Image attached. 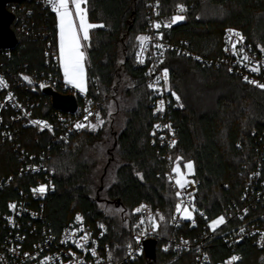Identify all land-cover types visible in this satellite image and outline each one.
<instances>
[{
    "label": "trees",
    "instance_id": "16d2710c",
    "mask_svg": "<svg viewBox=\"0 0 264 264\" xmlns=\"http://www.w3.org/2000/svg\"><path fill=\"white\" fill-rule=\"evenodd\" d=\"M157 1L160 13L168 19L178 4L190 5L184 19L166 30L177 42L185 40L186 47L199 56L194 61L173 53L166 55L165 89L174 104L171 118L177 134L171 150V167L175 163L179 166L188 161L193 163L191 176L200 181L196 205L213 218L222 207L238 199L244 178L258 156L256 140L264 135V90L240 82L214 60L222 54L221 37L226 28L237 30L253 48L264 45V0ZM19 4L31 10L30 24L38 38L21 39L13 27L19 43L10 51L9 58L2 59L11 67L26 64L27 71H38L44 65L46 42L57 48L56 16L33 1ZM84 7L90 23L104 25L91 29L86 43V95L101 102L113 97L121 43L124 52L120 66L132 82V87L123 91V125L115 134L111 149L119 164L104 194L107 203L122 208L126 225H117L112 217L104 214L90 194L91 165L82 152L99 138V130L77 135L75 143L65 152L51 151L55 191L45 202L46 218L55 230L75 215H80L92 227L103 225L105 241L120 261L134 219L133 209L140 202L149 203L164 217L160 221L166 226L174 210L175 192L165 181V174L171 169L162 158L165 148L151 142L155 118L151 113L150 92L145 86L143 71L134 65L136 37L146 26V0H86ZM41 111L46 114L53 109L46 103ZM102 111L101 107L99 117ZM25 133L28 135L26 148L41 139V133L34 129ZM17 166L11 148L0 139V175L14 171ZM214 246L218 251L223 248L219 242ZM243 256L242 264H261L257 251L246 249ZM122 264L192 263L190 256L171 260L160 253L157 244L153 260L143 254L136 261Z\"/></svg>",
    "mask_w": 264,
    "mask_h": 264
},
{
    "label": "built area",
    "instance_id": "2783aa9c",
    "mask_svg": "<svg viewBox=\"0 0 264 264\" xmlns=\"http://www.w3.org/2000/svg\"><path fill=\"white\" fill-rule=\"evenodd\" d=\"M23 1H33L44 10L52 11V7L48 0H21L6 5V9L14 15L10 26L13 33L16 31L21 39L35 40L38 34L30 24L31 10L19 4ZM157 5V0H146V26L139 36H148L150 40L143 45V51L137 41L134 65L143 71L145 86L150 92L151 113L155 118L151 142L165 148L162 158L166 166L171 167V150L175 145L170 146V142L174 140L176 143L177 134L171 118L174 104L170 102L163 79V71L167 69L166 55L173 53L194 61L199 56L186 47L185 40L177 42L167 35L166 30L171 26L163 27V24L171 19L162 15ZM178 5H183L185 11L179 12ZM178 5L171 18L178 14L184 16L190 7L185 3ZM156 22L162 24L161 28L154 27ZM228 29L233 28L224 30L221 37L222 54L215 58L214 63L226 67L242 83L256 87L248 83L245 77L264 83V52L261 51L264 45L253 48L243 37V41L236 44L237 55H233L231 44L226 43V39L231 37L232 41H238L239 38L229 33ZM160 35L162 38H159ZM15 37L17 44L14 47L0 49V77L6 84L0 85V139L9 145L18 161L14 171L0 175V264H122L123 261L133 262L143 256V243L149 240L155 241L160 253L169 256L171 260L190 256L192 264H242L246 249L264 254V135L258 136L256 140L258 156L254 167L244 178L238 199L222 207L213 218H209L196 205L200 187L197 178L189 176L190 183L184 189L177 187L176 175L172 171L178 165L175 163L165 174V181L175 193L181 192L180 197L175 195V205L183 201L182 208H189L192 219H181L174 206L169 223L164 226L152 206L147 202H140L132 211L134 219L123 245L124 253L120 261L115 259L110 245L105 241L104 227H92L83 219L77 220L78 215H75L58 230L53 229L47 221L45 210L46 200L55 191L54 171L50 162L52 152H65L75 143L77 135L92 130V125L96 126L98 123L95 114H100L102 102L91 100L86 93H77L63 81L57 48L48 41L43 48L42 69L29 72L26 64L16 68L5 64L2 58H9L10 51L19 43L16 34ZM157 44L163 47L157 48ZM226 47L228 51H225ZM243 55H248L249 60L244 61ZM251 67H258L260 70L252 72ZM149 84L154 85L156 90L149 88ZM44 87L60 94H73L77 99L75 112L71 114L55 110L50 98L41 92ZM46 103L53 111L44 114L41 110ZM89 112L92 115H88ZM86 115L87 120L84 119ZM76 123L84 124L85 127L76 129ZM31 129L41 133V139L38 142L36 139L33 147L26 148L24 143L28 142V135L25 131ZM41 186L45 188L42 193L39 191ZM9 205L16 207L13 209ZM141 205L146 208L136 212ZM149 214L159 225L155 231L148 219ZM221 216L225 218L224 223L213 231L209 227L210 223ZM141 219L144 220L143 224L140 223ZM85 235L86 241L82 239ZM76 242L83 247L78 248ZM215 242L222 244L220 251L214 246ZM93 248L96 255L92 254ZM232 257L238 259L232 260Z\"/></svg>",
    "mask_w": 264,
    "mask_h": 264
},
{
    "label": "snow or ice",
    "instance_id": "6c2138e0",
    "mask_svg": "<svg viewBox=\"0 0 264 264\" xmlns=\"http://www.w3.org/2000/svg\"><path fill=\"white\" fill-rule=\"evenodd\" d=\"M48 3L52 7V11L55 12L56 18L58 21L57 27H58V35H59V56L58 60L60 63V67L63 70L64 78L67 83L72 84L75 88L79 89L80 92H85L86 91V74H85V52L82 51V47L84 45L82 44V41H88L90 39V30L95 29V28H100L104 27L103 24H95V23H90L87 17V10L85 7H82V5L86 4V0H71V4L75 8V17L78 20V25L76 21L73 18V13L69 10V0H48ZM158 7V5H157ZM178 11L183 12L185 11L183 5H178ZM159 15V13H157ZM184 16L183 15H174L170 22L164 23L163 27H170L171 24L176 23L177 21L183 20ZM162 24L160 22H156L154 24V27L156 29L161 28ZM228 32L234 35L235 37L239 38L238 41H232L231 37H228L226 39V43L231 44L232 48V54L237 55V49H236V44L239 41H243V36L241 33L236 32L233 29H228ZM159 38H162V35H160ZM137 41L140 43L143 51V45L150 40V37L148 36H138L136 37ZM157 48H162L163 45L157 44ZM225 51H228V48H225ZM243 52V49L240 50ZM261 51L264 52V48H261ZM139 59V55H138ZM199 59V57H197ZM242 59L244 61L249 60L248 55H243ZM142 63L143 60H140ZM239 62V61H238ZM260 69L258 67H251L250 71L252 72H258ZM24 79H28V77H24ZM163 79L165 81V84H167L168 81V70L165 68L163 71ZM248 83L254 84L256 87L264 89V83H259L255 80H249L248 77L244 78ZM0 85L6 86L4 80L2 77H0ZM43 87V85H42ZM149 88H153V90H156L154 88V85L149 84ZM175 95V93H173ZM177 101H179V97H176ZM163 103V102H161ZM162 110V109H160ZM88 115H92V113H88ZM88 115L85 116V120L88 119ZM97 121L100 120L99 113L95 114ZM34 123H43L41 121H34ZM45 127H49L47 124H45ZM76 129H80L85 127L84 124L81 123H76L74 125ZM156 127H159L157 125ZM165 127L170 128V125H165ZM92 128H95V125H92ZM175 141L170 142V146H174ZM184 167L187 169V174H192L194 170L193 163L191 161H188ZM172 171L176 174L177 179H176V184L180 189H184L190 181L185 179V173L181 172V169L179 166L174 167ZM45 188L44 186H41L39 191L42 193L44 192ZM35 191V190H34ZM177 197L181 196V192L177 191L175 193ZM183 201H180L179 203H176L175 205V211L176 213L180 214L181 219H192L191 212L189 211V208L187 206H184L182 208ZM10 208H15V205H9ZM146 208L145 205H141L139 208H137L135 211L140 212L142 209ZM159 215V213H157ZM160 220H164V217L162 215H159ZM82 218L78 215L77 220H81ZM152 229L155 231L158 228V224L155 220V218L149 214L148 217ZM175 220V217H173ZM225 218L223 216L219 217L216 220H213L212 223L209 225L215 230L216 227H218L220 224L224 223ZM140 223L143 224L144 220L141 219ZM101 228H103V225H100ZM243 231V229H241ZM83 240H87V235L82 237ZM185 244L187 243L186 241L184 242ZM76 246L78 248H82L83 245L79 242H76ZM131 247V246H129ZM92 254L96 255V250L93 248L91 249ZM167 251V249H165ZM207 258V257H205ZM238 259L237 257H232V260Z\"/></svg>",
    "mask_w": 264,
    "mask_h": 264
},
{
    "label": "rangeland",
    "instance_id": "374dc122",
    "mask_svg": "<svg viewBox=\"0 0 264 264\" xmlns=\"http://www.w3.org/2000/svg\"><path fill=\"white\" fill-rule=\"evenodd\" d=\"M84 7V5H82ZM69 10L73 13V18L76 21L78 25V20L75 17V8L71 4V0H69ZM177 21L176 23L181 22ZM58 24L57 18H56V26ZM86 43L87 41H82V44L84 47H82V51L85 52V74H86V91H87V68H88V60H87V54H86ZM57 51L59 55V35H58V27H57ZM123 49L124 45L121 43L118 48V59H117V74L114 82V92L113 99L110 98L108 100L102 101V108L103 111L101 112L100 120L98 121V124L95 126L94 130H99L100 136L99 138L92 144L85 146L82 155L84 158L87 159V161L91 165V184L90 187V194L93 198H95L97 207L103 211L104 214L107 216H110L113 218L115 223L120 226L126 225V221L124 220V217H126V214L123 213V210L120 206L117 204H111L107 203L105 201V190L110 185V183L114 180V173L117 165L119 164V161L117 159L116 154L114 152L112 153V146L114 143V137L115 134L118 133L123 125V108L125 105V99L123 91H125L127 88L132 87V82L130 78L127 76V74L121 69V63L123 60ZM60 67V63H59ZM61 76L63 81L74 91H76L79 94H84L85 92H80L79 89L75 88L72 84L67 83L64 78L63 70L60 67ZM102 98H105L103 96ZM111 150V151H109ZM187 163V162H186ZM184 163V165L186 164ZM183 166L176 165L175 167L179 166L181 169V172L185 173V179L188 180L189 176L192 174H187V169ZM107 167V170L105 168ZM105 174V175H104ZM175 174V173H174ZM176 175V174H175ZM104 176V178L102 177ZM103 178V179H102ZM177 176L175 177V183H176ZM177 185V184H176ZM178 187V185H177ZM99 190V191H98ZM219 217L215 218L214 220L218 219ZM212 223V222H211ZM210 223V224H211ZM259 261L261 264H264V254L260 255Z\"/></svg>",
    "mask_w": 264,
    "mask_h": 264
},
{
    "label": "water",
    "instance_id": "95a60500",
    "mask_svg": "<svg viewBox=\"0 0 264 264\" xmlns=\"http://www.w3.org/2000/svg\"><path fill=\"white\" fill-rule=\"evenodd\" d=\"M21 0H0V49H10L17 44L15 34L10 26L14 15L6 9L8 3H17ZM44 96L50 98L51 106L55 110L73 114L77 108V99L73 94H60L48 87L41 89ZM155 241L143 243L144 255L147 259L155 258Z\"/></svg>",
    "mask_w": 264,
    "mask_h": 264
},
{
    "label": "crops",
    "instance_id": "0c3cea01",
    "mask_svg": "<svg viewBox=\"0 0 264 264\" xmlns=\"http://www.w3.org/2000/svg\"><path fill=\"white\" fill-rule=\"evenodd\" d=\"M54 14H55V12H54ZM55 16H56V14H55ZM57 48H58V45H57Z\"/></svg>",
    "mask_w": 264,
    "mask_h": 264
}]
</instances>
